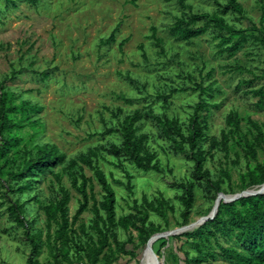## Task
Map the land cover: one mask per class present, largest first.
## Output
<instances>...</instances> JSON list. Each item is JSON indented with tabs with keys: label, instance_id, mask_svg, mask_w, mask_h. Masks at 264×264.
Returning a JSON list of instances; mask_svg holds the SVG:
<instances>
[{
	"label": "rangeland",
	"instance_id": "1",
	"mask_svg": "<svg viewBox=\"0 0 264 264\" xmlns=\"http://www.w3.org/2000/svg\"><path fill=\"white\" fill-rule=\"evenodd\" d=\"M238 1L243 14L227 11L223 18L230 27L247 30L249 38L230 53L221 51L218 31L212 27L188 38L172 29L176 19L187 20L190 14H218L216 3L222 7L225 0H184L183 7L176 0H0V101L13 106L27 101L41 107L27 115L8 111L12 125L0 133V148L8 147L0 155V264H27V260L89 264L86 254L91 243L97 242V227L102 225L96 224L93 201L99 208L104 195L93 168L103 173L114 191L116 217H130L133 224L126 230L107 228L110 246L97 264H142L149 254L144 255L146 245L136 227L163 228L165 219L167 230L155 233L159 234L207 216L219 193L215 195L207 181L194 173L189 153L177 152L155 122V118L175 119L184 132L198 102L195 85L200 82L213 83L206 96L209 109L201 110L207 137L204 167L212 180H222L224 195L260 188L248 186L247 172L264 163V148H256L253 158L246 142L255 134L251 123L264 125V108L256 107V98L246 92L264 85V47L253 39L257 32L252 27L259 28L261 11L259 0ZM205 22L201 18L193 28ZM112 34V44L100 43ZM134 111L142 115L136 123L137 135L142 136L144 149L155 154L157 170L138 168L122 151L120 125ZM232 112L239 119L238 127L227 122ZM33 120L39 124L31 125ZM10 137L16 141L4 145ZM45 144L63 153V161L32 176L29 189L15 190L30 175L14 179L11 174L21 168L35 145ZM82 157L90 158L91 166ZM224 170L229 180L221 175ZM81 176L88 180V206L72 222L82 196L71 182L76 179L80 184ZM187 186L192 189V203L187 223L182 224L181 202ZM61 188L69 196L66 245L53 240L59 213L49 221L43 210L61 200ZM145 200L157 202L164 218L144 210ZM15 201L24 209L25 227L16 223L10 210ZM144 213L147 219L142 225ZM99 215L105 220L101 208ZM26 230L39 234L33 249ZM182 233L152 244L160 264H184L180 246L182 252H189L188 257L196 256L192 241L209 264H233L221 256L220 247L233 246L243 252L234 233L227 238L219 234L216 239L190 238L187 244L184 238L170 240Z\"/></svg>",
	"mask_w": 264,
	"mask_h": 264
},
{
	"label": "trees",
	"instance_id": "2",
	"mask_svg": "<svg viewBox=\"0 0 264 264\" xmlns=\"http://www.w3.org/2000/svg\"><path fill=\"white\" fill-rule=\"evenodd\" d=\"M180 7L184 6V0H176ZM220 7L218 14L212 15H198L190 14L187 20L176 19L172 25L173 32L179 34L181 37L188 38L194 34L204 32L208 27H212L218 31V45L222 47V52L233 53L237 51L240 45L247 42L249 35L247 30L234 29L226 24L223 16L227 11H231L239 16L243 14V8L238 0H225L223 6L221 7L219 3H216ZM260 5V18H259V28L253 29L257 32V36L253 37L259 42L261 46L264 47V0H259ZM204 18L206 20L205 24L200 28H193L195 23ZM252 30V29H251ZM155 43L158 44L159 40L155 39ZM105 45L112 44L114 41V34L105 40H101L100 43L106 42ZM124 41L119 44V48L122 47ZM264 72V69L263 71ZM211 71L208 73L210 77ZM46 74H43V77ZM251 83V81H247ZM213 83L204 84L200 82L195 85V89L198 91V102L192 110V115L188 120V125L182 132L178 125L177 120H165L161 121L160 118H155V122L162 126V133L165 137L169 138L173 144L174 149L177 152L189 153V156L194 164V173L197 176L204 178L212 191L217 195L218 193H226L221 187L222 180H212L210 172L204 167L206 160V149L203 147V143L207 140L205 134V118L201 115V110L207 111L209 109V103L206 101V96L210 95L212 92ZM247 94L252 95L256 98V107L264 108V85L247 91ZM41 107L36 104H30L27 101H21L18 106H13L7 101H0V133L4 127L7 125H12L9 123V118L7 116L8 111H20L23 114H29L40 111ZM142 115L138 111H134L131 116L126 117L122 120L120 125L121 137L123 140L122 151L132 160L138 168L143 170H157V164L155 162V154L148 153L143 147V138L138 136V128L136 123L140 121ZM228 124H233L238 127L239 119L235 113H230L227 118ZM31 125H38L39 120L29 121ZM255 134L252 140L246 142V147L249 149L250 154L253 158L256 157V148H264V125H259L257 123H251ZM170 132V134H169ZM223 138L226 140V135L222 132ZM16 141L15 138H7L3 142L4 145H12V142ZM8 147L0 148V155L5 152ZM33 152H28L27 158L24 159L22 166L11 177L16 179L17 177H22L25 175H30L28 179L23 180V185L21 188L17 187L15 190L23 189L27 190L30 188L31 183H33L34 178L37 174H44L47 170L51 169L54 162L61 163L65 157L63 153H60L53 145H35ZM114 151H118L114 147ZM81 161L87 163L91 166V159L87 157L80 158ZM94 169V175L102 187L104 195L102 196V202L99 208H101L105 214V220L99 215V208L93 201V213L96 218V224L101 223V227H97L98 240L96 243H91L89 247L88 254L86 258L89 264H97L99 262V256L102 254L105 248L110 246L108 241L109 236L107 235V228L120 227L126 230L128 226H133L130 217H116L115 204L116 197L113 189L106 181L103 173ZM221 175L226 180H229L228 173L226 170L221 172ZM33 178V179H32ZM80 184H77L76 179L71 182L72 187L82 196L78 208L72 218V222H75L79 215L88 206L89 195L86 191L87 179L81 176ZM247 184L251 186H260L264 183V163L258 164L254 170H248L247 172ZM10 189V186H8ZM186 196L182 200L183 213L181 214L182 224L187 223V217L189 215V209L192 203V189L190 186L185 187ZM62 198L55 204L44 206L43 210L49 221L54 219V213L58 212L60 220L55 221L56 230L54 231L53 240L59 241L62 245L67 244V203L69 201V196L66 190L60 189ZM92 197V196H91ZM157 202H146L143 201L142 205L144 210L151 209L154 212H159L160 209L156 205ZM237 205L240 207L237 208ZM10 210L14 215L16 223L21 227H25L26 224L21 216L24 209L21 204L16 201L10 205ZM162 218H164V213H160ZM147 219V214H143L142 225H144ZM48 226V224H47ZM98 226V225H97ZM136 227L138 230L140 241L146 245L147 241L155 233L167 230L168 224L164 219V227L150 225L149 228ZM145 231V236L142 233ZM236 231V232H235ZM234 233V239L237 243H240L243 252L237 250L233 246L226 248L220 247L221 256L226 260H229L233 264H264V193L254 196L241 197L238 200L230 203L220 202L218 205L217 213L213 219L205 221L202 225L197 227L194 231L190 233H182L180 236H172L170 240L184 238L185 243H188L190 238H204L205 236L212 237L216 239V235H221L223 237H230ZM115 240V235L112 232ZM25 236L29 241L31 248L33 249L36 244V239L39 238V234H29L25 231ZM48 238L50 235L48 234ZM192 247L198 254L196 256L188 257L189 252L181 251V246L179 254H183L184 264H209L206 258L202 256V252L197 242H191ZM153 250V249H152ZM245 252H248L246 254ZM155 253V252H154ZM156 255V254H155ZM27 264H33L31 260H27Z\"/></svg>",
	"mask_w": 264,
	"mask_h": 264
},
{
	"label": "water",
	"instance_id": "3",
	"mask_svg": "<svg viewBox=\"0 0 264 264\" xmlns=\"http://www.w3.org/2000/svg\"><path fill=\"white\" fill-rule=\"evenodd\" d=\"M263 193H264V183L261 184L260 188L256 191H244L240 194H236L233 196H227V195H224L223 193H219L216 200H215V205L213 207L214 210L212 209V211L207 216L202 217V218L198 219L196 222L191 223L187 226H183V227L178 228L176 230L153 235L152 237H150V239L146 243L144 255L147 253L149 254L148 261L151 262L150 264H160L161 261L157 258V256L155 255V253L152 250V242L154 240H156L158 238H162V237L166 238L170 235H175V234L185 232L187 230L199 227L201 224H203L207 220L213 219L217 213V209H218V205L220 203V200H222V202H224V203H230V202H234V201L238 200L241 197L254 196V195H259V194H263Z\"/></svg>",
	"mask_w": 264,
	"mask_h": 264
},
{
	"label": "bare ground",
	"instance_id": "4",
	"mask_svg": "<svg viewBox=\"0 0 264 264\" xmlns=\"http://www.w3.org/2000/svg\"><path fill=\"white\" fill-rule=\"evenodd\" d=\"M221 201H222V200H220V202H221ZM214 205H215V201H214L213 207H214ZM213 207H212V209H213ZM212 209L210 210V212L212 211ZM213 210H214V209H213ZM210 212H209V213H210ZM209 213H208V214H209ZM208 214H207V215H208ZM203 217H204V216H203ZM156 240H157V239H156ZM156 240H154V241L152 242V244H153ZM148 258H149V257L145 256L144 259L142 260V264H145V262L148 260ZM150 263H151V262H148V264H150Z\"/></svg>",
	"mask_w": 264,
	"mask_h": 264
}]
</instances>
